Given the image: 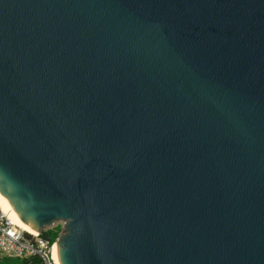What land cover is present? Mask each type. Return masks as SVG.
Returning a JSON list of instances; mask_svg holds the SVG:
<instances>
[{"label":"water","instance_id":"1","mask_svg":"<svg viewBox=\"0 0 264 264\" xmlns=\"http://www.w3.org/2000/svg\"><path fill=\"white\" fill-rule=\"evenodd\" d=\"M0 194L59 264H264V0H0Z\"/></svg>","mask_w":264,"mask_h":264},{"label":"built area","instance_id":"2","mask_svg":"<svg viewBox=\"0 0 264 264\" xmlns=\"http://www.w3.org/2000/svg\"><path fill=\"white\" fill-rule=\"evenodd\" d=\"M55 243L40 233L30 234L13 223L0 206V254L7 257L39 255L44 264H55Z\"/></svg>","mask_w":264,"mask_h":264},{"label":"trees","instance_id":"3","mask_svg":"<svg viewBox=\"0 0 264 264\" xmlns=\"http://www.w3.org/2000/svg\"><path fill=\"white\" fill-rule=\"evenodd\" d=\"M61 231V224L57 223L41 232V235L50 241H55ZM0 264H44L39 255L25 257H7L0 254Z\"/></svg>","mask_w":264,"mask_h":264},{"label":"bare ground","instance_id":"4","mask_svg":"<svg viewBox=\"0 0 264 264\" xmlns=\"http://www.w3.org/2000/svg\"><path fill=\"white\" fill-rule=\"evenodd\" d=\"M0 206L2 209L7 213L8 217L13 221L14 224L22 228L23 230L27 231L30 234H36L37 231H35L31 226H29L27 223L23 222L19 215L15 212V210L12 208V206L9 204V202L0 194ZM53 258L55 260V264H59L56 257L55 252V246L53 249Z\"/></svg>","mask_w":264,"mask_h":264},{"label":"rangeland","instance_id":"5","mask_svg":"<svg viewBox=\"0 0 264 264\" xmlns=\"http://www.w3.org/2000/svg\"><path fill=\"white\" fill-rule=\"evenodd\" d=\"M55 224H57V223H55ZM59 224H61V223H59ZM53 225H54V224H53ZM53 225H52V226H53ZM50 227H51V226H50Z\"/></svg>","mask_w":264,"mask_h":264}]
</instances>
